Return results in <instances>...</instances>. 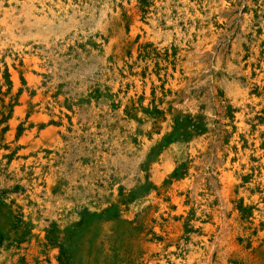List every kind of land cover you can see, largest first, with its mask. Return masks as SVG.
Listing matches in <instances>:
<instances>
[{
	"label": "rangeland",
	"instance_id": "obj_1",
	"mask_svg": "<svg viewBox=\"0 0 264 264\" xmlns=\"http://www.w3.org/2000/svg\"><path fill=\"white\" fill-rule=\"evenodd\" d=\"M0 264H264V0H0Z\"/></svg>",
	"mask_w": 264,
	"mask_h": 264
},
{
	"label": "bare ground",
	"instance_id": "obj_2",
	"mask_svg": "<svg viewBox=\"0 0 264 264\" xmlns=\"http://www.w3.org/2000/svg\"><path fill=\"white\" fill-rule=\"evenodd\" d=\"M112 22V21H111ZM28 60V58H26V61Z\"/></svg>",
	"mask_w": 264,
	"mask_h": 264
}]
</instances>
